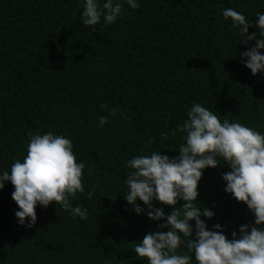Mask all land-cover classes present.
I'll return each mask as SVG.
<instances>
[{
    "label": "trees",
    "instance_id": "16d2710c",
    "mask_svg": "<svg viewBox=\"0 0 264 264\" xmlns=\"http://www.w3.org/2000/svg\"><path fill=\"white\" fill-rule=\"evenodd\" d=\"M140 4L125 5L116 22L101 20L93 30L82 24L78 0H0V172L26 155L30 132L63 134L86 165L85 191L71 202L89 213L74 219L53 202L37 206L33 227L21 226L7 182L0 190V264H146L135 243L163 221L127 203V161L153 151L177 157L184 134L172 133L194 103L264 133V73L245 67L240 53L247 49L222 15L234 8L254 23L264 0ZM254 32L259 38L255 28L247 35ZM101 116H108L103 127ZM228 171L222 159L205 169L196 202L214 212L209 230L218 223L231 239L255 217L225 192Z\"/></svg>",
    "mask_w": 264,
    "mask_h": 264
},
{
    "label": "clouds",
    "instance_id": "9594fccd",
    "mask_svg": "<svg viewBox=\"0 0 264 264\" xmlns=\"http://www.w3.org/2000/svg\"><path fill=\"white\" fill-rule=\"evenodd\" d=\"M81 19L95 30L101 20L113 24L126 11L139 9L140 0H78ZM222 15L238 30V43L246 47L240 53L242 62L253 76L264 73V12L255 14V22L234 8H225ZM258 30L247 35L249 28ZM252 44L253 46L248 47ZM113 109L111 115L117 114ZM124 119L128 117L120 113ZM108 123V116L99 117V126ZM183 133L178 156L170 158L160 151L137 155L127 161L130 171L124 183V197L134 206L136 214L144 213L152 221H163L160 231L147 233L142 242L135 243L134 252L146 264H264V133L238 121L221 117L212 108L194 103L186 119L177 127ZM168 133L161 134L162 140ZM26 155L16 159L10 170L0 172V190L10 182L14 188L12 200L18 206L15 217L21 226L31 228L37 221L36 208H47L55 202L69 211L75 219L87 220L88 209L74 206L72 199L85 191V163L77 160L73 142L63 134L48 131L29 133ZM220 159L230 169L222 176L225 192L247 206L254 215V224L241 225L239 235L231 239L220 224L209 230L206 219L214 212L197 203L198 184L207 168L220 166ZM92 195L91 192L88 193ZM140 201L143 203L142 208ZM153 201L171 206L166 215L163 207ZM178 201L184 203L176 207ZM204 217L205 219H202ZM194 222V226H193ZM167 229V231H163ZM193 233L195 236L193 237ZM187 252L181 254L182 249Z\"/></svg>",
    "mask_w": 264,
    "mask_h": 264
}]
</instances>
